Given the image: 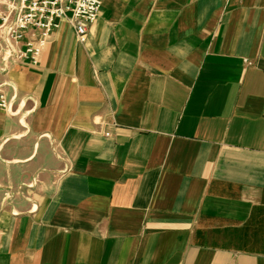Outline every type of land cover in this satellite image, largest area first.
<instances>
[{
    "label": "crops",
    "instance_id": "crops-1",
    "mask_svg": "<svg viewBox=\"0 0 264 264\" xmlns=\"http://www.w3.org/2000/svg\"><path fill=\"white\" fill-rule=\"evenodd\" d=\"M4 62L0 264H264V0H105Z\"/></svg>",
    "mask_w": 264,
    "mask_h": 264
},
{
    "label": "built area",
    "instance_id": "built-area-1",
    "mask_svg": "<svg viewBox=\"0 0 264 264\" xmlns=\"http://www.w3.org/2000/svg\"><path fill=\"white\" fill-rule=\"evenodd\" d=\"M104 1L0 0V60L13 57L37 65L52 33L63 22L70 24L77 37L84 41ZM0 67L6 70V62ZM12 100L0 84V108L11 110Z\"/></svg>",
    "mask_w": 264,
    "mask_h": 264
}]
</instances>
